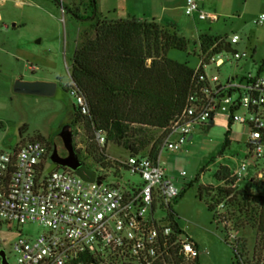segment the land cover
Returning <instances> with one entry per match:
<instances>
[{
	"label": "rangeland",
	"instance_id": "obj_1",
	"mask_svg": "<svg viewBox=\"0 0 264 264\" xmlns=\"http://www.w3.org/2000/svg\"><path fill=\"white\" fill-rule=\"evenodd\" d=\"M185 6L186 0H97V16L107 21L173 20L189 46L187 51L172 49L168 57L192 69L200 62L201 36L230 39L238 34L241 42L235 49L242 54V59L227 63L221 69H212L213 74L221 81L229 75H264L260 72L264 61V22L256 24L264 15V0H201L200 11L215 15L216 21L201 20L197 13L188 16ZM69 8L83 17L91 16L94 10L90 0H0V151H8L15 138L21 143L42 137L51 142L53 152L60 120L65 114L67 118L68 112L78 105L70 86L73 58L83 32L89 31L91 36L93 33L88 26L90 22L75 18ZM18 79L56 82V94L54 97L17 94L13 87ZM228 124L226 118L216 117L206 126L195 129L193 139L182 151L164 149L161 155L166 173L174 179L178 189L185 190L181 198L173 201L171 209L183 235L198 244L199 264H237L231 245L237 246L240 240L247 244L248 261L252 263L260 257V252L256 251L259 247L256 230L247 227L235 231L233 221L229 222V228L234 230H227L219 220V209L210 211L207 195L199 196L202 187L227 185L217 178L218 171L228 167L233 173L242 162L251 166L247 178L236 189L254 179L258 186L255 192L264 193V160L247 156L249 130L233 125L229 134L231 143L223 150ZM160 136L161 132L155 131L154 141ZM86 140L83 126H77L73 135L74 150L81 151L80 159L96 171L98 177L107 178L106 184L120 182L127 187V182L142 183L139 175L120 169L119 161L130 156L123 148L108 144V162L102 166L86 159L83 154ZM182 172L186 173L185 177L181 176ZM254 212L257 214L258 210ZM161 214L169 215L167 211ZM45 232L46 229L37 224L22 226L0 220V250H5L10 264H18L12 251L13 243L21 236L37 238Z\"/></svg>",
	"mask_w": 264,
	"mask_h": 264
},
{
	"label": "built area",
	"instance_id": "obj_2",
	"mask_svg": "<svg viewBox=\"0 0 264 264\" xmlns=\"http://www.w3.org/2000/svg\"><path fill=\"white\" fill-rule=\"evenodd\" d=\"M200 1L186 0V14L216 21L215 15L200 11ZM263 22L264 15L256 24ZM223 41L235 49L241 37L233 34ZM220 42L201 53L187 106L165 130L157 158L129 156L119 161L121 170L141 177L139 185L106 184L107 178L98 176L87 182L65 167L47 175L52 152L40 141H25L0 151V220L46 229L37 238L21 236L13 243L18 264H199L198 244L177 233L169 215L161 214H169L182 193L161 163L162 151H182L195 129L223 117L229 123L227 132L235 124L249 130L248 158L264 160V75H229L221 81L212 69L239 62L243 56L236 49L212 54ZM70 86L80 113L89 116L86 97L73 80ZM95 135L104 147L105 133L96 131ZM250 166L246 162L239 165L231 175L234 183L230 187L236 188L247 178ZM218 209L219 220H224L226 204L222 202ZM251 264H264V259Z\"/></svg>",
	"mask_w": 264,
	"mask_h": 264
},
{
	"label": "trees",
	"instance_id": "obj_3",
	"mask_svg": "<svg viewBox=\"0 0 264 264\" xmlns=\"http://www.w3.org/2000/svg\"><path fill=\"white\" fill-rule=\"evenodd\" d=\"M90 4L94 17H83L68 9L75 18L89 21L88 26L93 33L91 36L89 31H84L81 35L82 41L75 51L71 70L73 82L90 107L89 116H83L78 109L75 119L76 125L83 126L86 132L87 144L83 154L87 160L106 166V146L112 143L123 148L130 156L157 158L165 130L184 111L193 89L194 69L170 59L168 54L172 49L187 51L189 41L180 35L177 24L169 18H163L161 22L101 20L97 16V0H90ZM223 40L201 36V53H207L219 41L212 54L222 50L234 52L235 49ZM260 72H264V61ZM96 131L105 133L104 147L97 143ZM155 131H160L161 136L154 141ZM230 133L226 132L223 150L231 143ZM30 141L43 142L52 152L51 142L44 138ZM75 152L82 165L87 166L80 159L81 151ZM231 175L228 167H222L217 178L227 185L202 187L199 196L207 195V204L212 212L229 199L224 220L228 223L233 221L238 232L247 227L256 230L259 246L256 251L260 252V261L264 259V193L255 192L258 186L254 179H249L238 189L230 187L234 183ZM254 210H258L257 214ZM169 220L177 233L183 234L171 208ZM224 220L220 221L226 229L234 230ZM227 242L230 244L229 240ZM231 246L237 256V264H251L247 260L246 242L240 240L237 246Z\"/></svg>",
	"mask_w": 264,
	"mask_h": 264
},
{
	"label": "water",
	"instance_id": "obj_4",
	"mask_svg": "<svg viewBox=\"0 0 264 264\" xmlns=\"http://www.w3.org/2000/svg\"><path fill=\"white\" fill-rule=\"evenodd\" d=\"M15 26V25H14ZM14 92L22 95L39 97H54L57 91V83L51 81H26L18 79L14 83ZM210 129V128H209ZM74 130L72 126L63 127L59 134L54 137V150L51 155L52 165L47 171L49 175L58 167L69 168L87 182H94L97 173L88 166H83L73 147ZM192 137L189 139L191 140ZM2 264H9L5 250H0Z\"/></svg>",
	"mask_w": 264,
	"mask_h": 264
},
{
	"label": "flooded vegetation",
	"instance_id": "obj_5",
	"mask_svg": "<svg viewBox=\"0 0 264 264\" xmlns=\"http://www.w3.org/2000/svg\"><path fill=\"white\" fill-rule=\"evenodd\" d=\"M77 110H78V108L74 106L73 109L70 112H68L67 118L65 117L66 114L63 115L62 120H60V126H59V130H58V133L57 134H59L60 131L63 129V127H65L67 125L72 126L73 130H75V128L78 126L75 123V119L77 118ZM18 143H19V140L17 138H15L13 140V142H12V145L15 146Z\"/></svg>",
	"mask_w": 264,
	"mask_h": 264
},
{
	"label": "crops",
	"instance_id": "obj_6",
	"mask_svg": "<svg viewBox=\"0 0 264 264\" xmlns=\"http://www.w3.org/2000/svg\"><path fill=\"white\" fill-rule=\"evenodd\" d=\"M1 18H2V16H1V13H0V19H1ZM138 20H141V21H143V20H142V19H140V18H139Z\"/></svg>",
	"mask_w": 264,
	"mask_h": 264
}]
</instances>
